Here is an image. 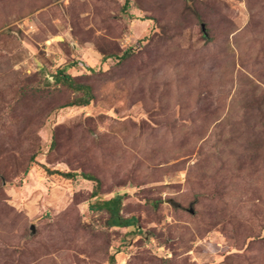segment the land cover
Listing matches in <instances>:
<instances>
[{
    "label": "rangeland",
    "instance_id": "374dc122",
    "mask_svg": "<svg viewBox=\"0 0 264 264\" xmlns=\"http://www.w3.org/2000/svg\"><path fill=\"white\" fill-rule=\"evenodd\" d=\"M111 258L264 264V0H0V264Z\"/></svg>",
    "mask_w": 264,
    "mask_h": 264
},
{
    "label": "trees",
    "instance_id": "16d2710c",
    "mask_svg": "<svg viewBox=\"0 0 264 264\" xmlns=\"http://www.w3.org/2000/svg\"><path fill=\"white\" fill-rule=\"evenodd\" d=\"M128 1L129 0H125V3H128ZM109 57L110 56H103L102 59L109 58ZM51 77H52L51 83L53 85H61V87L55 89V91H59L60 89H68L78 94L74 95V97H72L68 101L60 103L58 106H52L49 108V110L45 111L43 113V116H40L42 119L41 124L43 123L44 120H46V118L48 117V114L51 113V111H54L55 109L64 108V107L86 106L94 98V93L92 91V86L90 84L77 81V78L75 76L68 74L63 68H60L54 74H51ZM32 82L33 81L28 83L30 92L32 94L37 93L40 96V98H42L40 99L41 101L38 107L46 109L45 104H47V102H45L43 99H51V98H49L48 94L44 92L45 91L54 92V91L50 90L51 88L45 87L44 83L47 86H50L52 84L46 78H43V82L41 85H32L31 84ZM53 97L54 95L52 96V98ZM52 145H55V140H52L51 146ZM35 155L36 154H31L29 157H27L28 163L23 171L24 174H27L28 169L30 167V163L33 161ZM47 170L49 171V173H57V174L66 176L67 178H73L76 175V173L74 172H62L59 170H49V169ZM82 176L83 178L87 180H92L95 182V187L91 193V196L96 197L98 195L99 184H100L98 177L96 175L85 173V172L82 173ZM90 207L91 209L105 211L108 214V217L106 219L107 226L118 227V228H128L130 226H134V227L137 226L138 220L135 216L130 215L128 217H125L121 215V209H122V195L121 194H116L109 199L94 201V203L91 204ZM111 259H112V264H115L113 262V258Z\"/></svg>",
    "mask_w": 264,
    "mask_h": 264
},
{
    "label": "water",
    "instance_id": "95a60500",
    "mask_svg": "<svg viewBox=\"0 0 264 264\" xmlns=\"http://www.w3.org/2000/svg\"><path fill=\"white\" fill-rule=\"evenodd\" d=\"M202 29L204 30V27H203V25H202Z\"/></svg>",
    "mask_w": 264,
    "mask_h": 264
}]
</instances>
